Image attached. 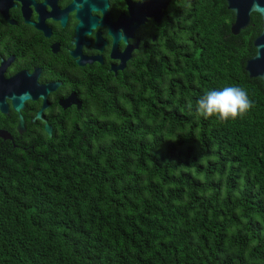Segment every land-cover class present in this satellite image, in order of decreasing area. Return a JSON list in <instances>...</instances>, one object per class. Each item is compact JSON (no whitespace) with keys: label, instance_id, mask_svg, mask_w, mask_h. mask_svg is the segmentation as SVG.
Segmentation results:
<instances>
[{"label":"trees","instance_id":"obj_1","mask_svg":"<svg viewBox=\"0 0 264 264\" xmlns=\"http://www.w3.org/2000/svg\"><path fill=\"white\" fill-rule=\"evenodd\" d=\"M182 3L161 51L51 138L0 142V264H264V88L244 70L261 20L232 35L225 0ZM226 85L253 108L198 116Z\"/></svg>","mask_w":264,"mask_h":264},{"label":"flooded vegetation","instance_id":"obj_2","mask_svg":"<svg viewBox=\"0 0 264 264\" xmlns=\"http://www.w3.org/2000/svg\"><path fill=\"white\" fill-rule=\"evenodd\" d=\"M34 4H42L44 0H32ZM130 3L140 5L141 0H128ZM72 3V0H56L55 8L62 11ZM11 4L15 7L7 9V21L12 20L15 25H9L0 14V61L5 63L6 59L13 57V61L5 67L1 77L7 80L15 74L25 71L26 75H31L33 69H39V75L35 80L36 85L56 84L59 85L55 90L48 92L45 95V103L48 108L42 111L38 118H35L37 112L41 110L43 100L41 97L34 101L26 99L21 102L22 109L17 112L12 109L10 99L3 97V103L6 105V115L0 113V131H4L10 137V140L0 142L5 145H12L13 148L21 146L29 137V141H35L34 136L44 135L51 138L56 133L57 128H64V114L67 117L78 111L82 107L83 96L92 91L93 87L103 83H110L111 80L118 78L120 75L130 69L133 64H147L150 55L161 51V46L164 43V36H171L170 30L177 29L179 17L184 11L185 4L182 0H168L165 8L159 9L161 18L158 23H155L152 17H144L146 22L138 25L132 32L131 39H125L127 46L135 45L136 49L131 50L129 59L125 61L124 67L121 70L109 71V65L117 67L119 60L110 59L112 38L107 34V26H95L89 29V34L82 36L83 42L89 44L85 46L80 44V55L82 57L100 56L101 65L97 61L90 64L85 63L82 67L75 63L79 57L72 58L68 52L74 51L75 46L69 43H74L72 38L75 37L74 30L78 25V20L75 19V9L66 13V19L63 28L59 21H53L50 18L43 20V26L50 31L48 38L44 37L41 31H38L30 24H24L21 17L19 2L11 0ZM107 8L105 12L108 14L109 22L115 23L119 14L125 18H129L124 0H106ZM188 7V6H186ZM81 9L80 5L76 6ZM30 14L28 23L37 24V14L33 11V6H27ZM43 11L50 12V8L44 5ZM145 13L144 9H142ZM163 11V12H162ZM89 17L101 19L100 11H89ZM99 24V21H96ZM134 23H131L133 26ZM99 33V38L104 42L101 52L95 50L94 35ZM117 33L122 38V32L117 29ZM175 33H173L174 35ZM125 44L122 40L116 42V53L121 54L125 49ZM70 97L78 104L64 108V101ZM18 113V114H17ZM18 115L21 118L24 131L19 135L16 132L17 123L19 122ZM51 128V136L48 137L44 132V127Z\"/></svg>","mask_w":264,"mask_h":264},{"label":"water","instance_id":"obj_3","mask_svg":"<svg viewBox=\"0 0 264 264\" xmlns=\"http://www.w3.org/2000/svg\"><path fill=\"white\" fill-rule=\"evenodd\" d=\"M14 1L19 2L21 5L20 13L23 18V23L32 25L35 29L41 31L46 38L49 37L50 31L43 26V20L50 18L53 21H59L61 28H63L66 13L75 9V19L79 22L74 30L75 37L72 38L74 43H69L70 45H74L75 48L74 51L68 53L72 58H75L76 56L79 57L78 60H75V63L80 67H82L85 63L90 64L93 61H97L101 65L100 56L82 57L80 55V44L83 43L85 46L89 44L88 42H83L82 40V36L84 34H89V29H93L95 26H107V34L112 38L109 58L119 60V65L117 67L109 65L110 68L107 72L113 71V77L115 76L116 70L123 69L125 61L129 59L131 50L136 49L137 40L135 41V45L127 46L125 44V39H131L132 32L138 25L143 26V22H146L144 17H152L153 21L158 23L162 15V13H159V9L163 10L168 3V0H141L140 5H138V3L133 4L128 0H124L125 5L127 6L126 10L129 18H125L119 14L115 23H110L108 14L105 12V8H107L106 0H72V3L62 11H58L55 8L56 0H44L43 3L39 5L34 4L32 0ZM225 2L227 9L234 16V21L230 26V32L232 35H237L240 31L249 26L251 14H257L260 17L261 32L253 41V46L256 52L253 58L246 61L244 70L248 74L249 78L259 79L264 88V0H225ZM29 5L33 6V11L37 14V24L28 23V16L30 12L27 9V6ZM44 5H47L50 8L49 13H45L43 11ZM77 5H80L81 9H77ZM11 7H15L11 4V0H0L1 16L9 25L14 26L15 23L12 20L7 21L6 16L7 9ZM142 9H144L145 13H143ZM89 11H100L101 19L89 17ZM96 21H99V24H96ZM131 23H134V25L131 26ZM117 29L121 30L122 38H120V34L117 33ZM94 38L95 41L93 48L101 52V48L105 44L99 38L98 32H96ZM118 40H122L125 44V49L121 54L116 53L115 50L116 42ZM12 61L13 57L7 58L5 63L0 61V113L6 115V105L3 103V97L10 99L12 109L16 112L18 109H22V101L26 99L34 101L36 98L41 97L43 100L42 107L35 115V118H38L40 113L48 108V105L45 103V95L48 92L55 90L59 83L36 85L35 80L39 75L40 70L35 68L33 69V73L31 75H26L25 71H21L9 79L3 80L1 74L5 67ZM72 104H76L78 106L74 97H70L64 101V108H67ZM18 119L19 122L17 123L15 130L20 135L24 129L19 115ZM44 132L48 137L51 136V128L49 126L44 127ZM0 138L3 140H10V137L4 131H0Z\"/></svg>","mask_w":264,"mask_h":264},{"label":"clouds","instance_id":"obj_4","mask_svg":"<svg viewBox=\"0 0 264 264\" xmlns=\"http://www.w3.org/2000/svg\"><path fill=\"white\" fill-rule=\"evenodd\" d=\"M253 106L245 89L237 85H226L206 90L196 101V113L205 119L215 117L226 122L243 117Z\"/></svg>","mask_w":264,"mask_h":264}]
</instances>
